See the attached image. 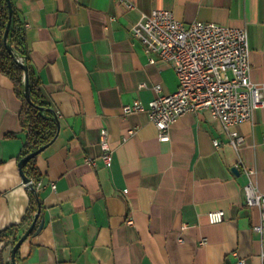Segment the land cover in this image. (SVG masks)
Returning <instances> with one entry per match:
<instances>
[{"label":"crops","instance_id":"obj_1","mask_svg":"<svg viewBox=\"0 0 264 264\" xmlns=\"http://www.w3.org/2000/svg\"><path fill=\"white\" fill-rule=\"evenodd\" d=\"M11 3L24 23L29 64L59 122L56 137L36 159L42 208L17 249L16 264H232L237 256L243 264H264L261 236L253 230L260 211L246 204L243 189L247 168L264 192V106L231 127L243 137L237 149L206 110L178 117L167 141L158 139L146 111H122L136 99L147 104L178 87L172 65L149 62L130 35L153 9L171 10L184 23L243 27L250 78L264 82V0ZM20 108L0 70V230L15 226L17 239L31 207L18 166L25 140ZM102 128L112 148L108 166L100 158ZM214 210L223 211L222 221L209 222ZM10 240L0 241L4 264H12Z\"/></svg>","mask_w":264,"mask_h":264},{"label":"built area","instance_id":"obj_2","mask_svg":"<svg viewBox=\"0 0 264 264\" xmlns=\"http://www.w3.org/2000/svg\"><path fill=\"white\" fill-rule=\"evenodd\" d=\"M132 7L131 4H128ZM130 35L148 55L149 62L157 59L172 65L178 78L177 89L170 94L158 93L147 104L136 99L122 106L124 114L146 111L157 129L161 141L169 139L170 125L187 112L209 111L213 118L221 121L228 134L229 143L237 149L243 137L231 127L252 118L254 110L264 106V82L250 78L251 64L246 30L214 22L192 21L184 23L168 9H153L131 26ZM22 62V57H17ZM140 83L139 87H143ZM156 91L160 85H154ZM128 134L135 132L128 129ZM100 158L104 165H110L112 148L108 131L100 130ZM214 146L220 144L213 139ZM91 161L90 158L86 159ZM248 181L244 184L246 204L256 206L260 221L253 230L261 236L264 260V192L253 185L252 169L245 168ZM28 188L39 186V182L25 183ZM34 185V186H33ZM224 218L222 210L208 212L210 223ZM206 239H201L200 244ZM236 256V253L233 252ZM244 259L236 257L232 264H243Z\"/></svg>","mask_w":264,"mask_h":264},{"label":"trees","instance_id":"obj_3","mask_svg":"<svg viewBox=\"0 0 264 264\" xmlns=\"http://www.w3.org/2000/svg\"><path fill=\"white\" fill-rule=\"evenodd\" d=\"M7 21V4L5 0H0V70L10 79L14 93L21 100L19 116L21 130L25 133V140L21 149V157H23L54 140L58 132V118L50 103L44 98L40 89L39 80L29 64L28 52L24 41V23L14 8L7 33V44L12 49V53L7 50L3 42ZM19 56L23 58L22 62L17 60ZM24 66L27 67L26 75L29 85L28 91L30 100L26 98L24 91ZM7 135L9 136L12 134L9 133ZM38 154L24 162L21 167L22 174L32 181L34 185L39 182L42 177L36 163ZM30 191L31 207L28 214L22 220V222H26L25 228L31 224L37 210L42 208V203L38 198L35 188H30ZM15 229L13 225L1 229L0 241L7 243L8 240L11 239L10 244L13 247L17 240ZM14 257L17 262V251ZM0 264H4L1 259Z\"/></svg>","mask_w":264,"mask_h":264},{"label":"water","instance_id":"obj_4","mask_svg":"<svg viewBox=\"0 0 264 264\" xmlns=\"http://www.w3.org/2000/svg\"><path fill=\"white\" fill-rule=\"evenodd\" d=\"M5 1H6L7 8H8V21H7L6 28H5L4 35H3V42H4L7 50L10 53H12V49L7 44V33H8V28L10 26V21H11V16H12V13H13V8H12L11 0H5ZM24 71H25V76H24V79H25V87H24V91H25V94H26V98L28 100H30L29 91H28L29 85H28V82H27V75H26V71H27V67L26 66H24ZM57 128H59V122H58V120H57ZM50 143H48V144L40 147L39 149H37V150H35V151L31 152V153L26 154L25 156H23V157H21L19 159L18 166H19L20 173L22 175V179H23V182L24 183L28 182L29 179L26 178L22 174V172H21L22 164L24 162H26L27 160H29L30 158H32L33 156H35L38 153H40ZM39 212H40V209L37 210V212L35 213L34 218H33L32 222H31V224L26 228V230L22 233V235L16 240L15 244L13 245V247L11 249V262H12V264H16L15 257H14L15 252L17 251V249L20 246V244L24 241V239L33 231V228L35 227L36 222H37L38 217H39ZM43 224H44V220L41 219L40 222H39V224L37 225V228L35 229L34 232H37L38 230H40L41 227L43 226Z\"/></svg>","mask_w":264,"mask_h":264}]
</instances>
